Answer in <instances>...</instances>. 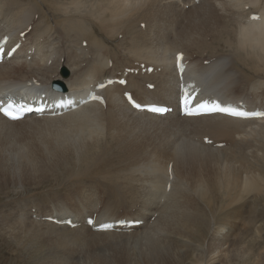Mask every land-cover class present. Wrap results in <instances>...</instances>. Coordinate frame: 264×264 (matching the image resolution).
Instances as JSON below:
<instances>
[{
  "label": "bare ground",
  "instance_id": "bare-ground-1",
  "mask_svg": "<svg viewBox=\"0 0 264 264\" xmlns=\"http://www.w3.org/2000/svg\"><path fill=\"white\" fill-rule=\"evenodd\" d=\"M22 1L0 0V38L12 46L30 28L0 65V94L26 96L35 81L45 95L59 82L77 104L103 79L126 85L102 92L105 107L58 119L0 116L2 235L33 264H264V121L156 118L126 98L173 108L183 54L204 95L264 108V0ZM252 14L259 19L245 24ZM47 183L44 200L30 196ZM24 189L25 201L11 202ZM88 218L142 224L94 233ZM250 237L257 253L245 251Z\"/></svg>",
  "mask_w": 264,
  "mask_h": 264
},
{
  "label": "rangeland",
  "instance_id": "rangeland-1",
  "mask_svg": "<svg viewBox=\"0 0 264 264\" xmlns=\"http://www.w3.org/2000/svg\"><path fill=\"white\" fill-rule=\"evenodd\" d=\"M24 1V0H23ZM23 1H22V3H23ZM34 4H37V2H36V0H26V4H24V5H26V7H25V9H29L31 6H33ZM58 178L55 180V184L56 185H58ZM50 187V185H49V183H47V184H45L42 188V190L41 191H39V188L38 189H33V191H32V193L34 192L35 194L34 195H30V196H34L33 198H37V199H39V200H44L45 198H46V193H45V191H47V189ZM28 189H24V190H22V192L20 191L17 195H11V200H13V201H11V202H14V203H20V201L22 202V200H23V196H25V194H27L28 193ZM39 191V192H38ZM42 194H43V197H42ZM23 195V196H22ZM35 195H37V196H35ZM14 198H13V197ZM35 198V199H36ZM40 198H42V199H40ZM1 200H4L3 198H0ZM23 201H25V199L23 200ZM222 202L221 201H219V205L221 204ZM41 206V207H45V201H37V202H35V204H33L32 206L34 207H39V205ZM42 204V205H41ZM1 211V210H0ZM34 211V209L32 210V213H34L33 212ZM7 212L5 211V214H6ZM5 223V221L3 220H0V264H33L32 262H31V259H30V256L28 255V257H27V254L26 253H24V251H23V249L22 248H20V247H17V245L14 243V242H12L13 241V239H11V238H9V237H7V236H5V235H2V233H4L5 232V230H3L2 231V226H3V224ZM69 228V227H68ZM204 229V228H203ZM249 234V236H250V234H251V232L250 233H248ZM262 236H263V239H264V234H262ZM249 239H254V238H247V241H246V239H245V241H244V247L245 246H247V248L245 247V251H249L248 250V248H252V247H254L253 249H251V250H253V251H255V253H257L258 252V247H259V245H264V243H261V244H258V243H252ZM248 243V244H247ZM15 244V245H14ZM257 245V246H256ZM237 247L239 248V247H241L240 245L238 246V244H237ZM81 251H83V250H81ZM254 253V252H253ZM30 260V261H29ZM74 264H76L75 262H74Z\"/></svg>",
  "mask_w": 264,
  "mask_h": 264
},
{
  "label": "snow or ice",
  "instance_id": "snow-or-ice-1",
  "mask_svg": "<svg viewBox=\"0 0 264 264\" xmlns=\"http://www.w3.org/2000/svg\"><path fill=\"white\" fill-rule=\"evenodd\" d=\"M181 60V56H177V64L179 66V62ZM98 99V98H97ZM190 103V101L188 99H184V104L188 105ZM198 108H205L206 105L201 104L197 106ZM11 105L5 107L0 105V113H3L5 116L9 117L10 119H18V116L14 115L11 111H10ZM22 110H31V109H22ZM163 109H159V108H154L153 111H162ZM213 110H219V111H225V112H231V114L233 115H247L246 113H242V112H236L233 109H229V108H219L218 105L214 106ZM256 115H262L264 116V113H256Z\"/></svg>",
  "mask_w": 264,
  "mask_h": 264
},
{
  "label": "water",
  "instance_id": "water-1",
  "mask_svg": "<svg viewBox=\"0 0 264 264\" xmlns=\"http://www.w3.org/2000/svg\"><path fill=\"white\" fill-rule=\"evenodd\" d=\"M65 75V74H64Z\"/></svg>",
  "mask_w": 264,
  "mask_h": 264
}]
</instances>
